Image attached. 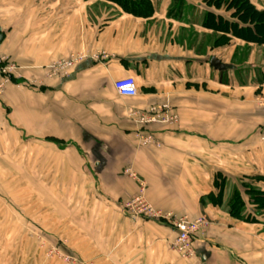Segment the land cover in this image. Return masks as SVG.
Here are the masks:
<instances>
[{"label":"crops","instance_id":"0c3cea01","mask_svg":"<svg viewBox=\"0 0 264 264\" xmlns=\"http://www.w3.org/2000/svg\"><path fill=\"white\" fill-rule=\"evenodd\" d=\"M151 1L153 15L137 17L107 0H0V56L19 66L0 97V264H264V208L248 194L264 192V69L260 82L221 80L226 67L210 61L225 49L201 53L180 37L213 34L192 17L204 0ZM82 50L108 57L46 76ZM128 76L135 97L115 88ZM166 102L178 124L148 125L161 145L141 146L131 112ZM127 167L155 207L209 218L195 258L172 247L171 224L123 213L139 189Z\"/></svg>","mask_w":264,"mask_h":264},{"label":"built area","instance_id":"2783aa9c","mask_svg":"<svg viewBox=\"0 0 264 264\" xmlns=\"http://www.w3.org/2000/svg\"><path fill=\"white\" fill-rule=\"evenodd\" d=\"M107 57L108 55L105 52L90 53L84 50L73 52L68 57L53 61L46 69V76L48 78L67 76L75 65L88 58L98 61ZM18 69L19 66L16 62L10 60L7 56H0V97L4 95L8 85L15 82ZM114 85L121 96L135 97L138 95L137 83L132 76L120 78L115 81ZM259 102L264 105V99H260ZM130 116L136 117L138 123L137 136L141 146L150 144L161 145L152 133L146 131L148 125L159 123L175 126L179 122V115L167 102L152 105L144 110H135L131 112ZM262 140L264 141V137ZM124 173L137 182L139 189L137 194L122 204L123 213L134 220L146 219L171 224L177 231L172 247L184 259L195 258L196 250L194 244L198 239V235L210 225L209 218L206 215H201L197 218H192L187 214L176 215L173 212H166L155 207L147 199L146 180L132 167L125 168ZM67 260L71 261V263L75 262V260H70V258H67Z\"/></svg>","mask_w":264,"mask_h":264},{"label":"trees","instance_id":"16d2710c","mask_svg":"<svg viewBox=\"0 0 264 264\" xmlns=\"http://www.w3.org/2000/svg\"><path fill=\"white\" fill-rule=\"evenodd\" d=\"M121 6L126 12L137 17H150L154 13L151 0H107ZM206 10L202 13V26L213 32V48L225 45L232 39L246 44L264 46V8L259 9L251 0H204ZM212 36H208L209 38ZM209 40V39H208ZM224 179L218 174L216 185L221 198ZM248 194L258 208H264V192L249 188ZM214 196V195H213ZM239 194L235 195L233 209L240 215L244 207Z\"/></svg>","mask_w":264,"mask_h":264},{"label":"rangeland","instance_id":"374dc122","mask_svg":"<svg viewBox=\"0 0 264 264\" xmlns=\"http://www.w3.org/2000/svg\"><path fill=\"white\" fill-rule=\"evenodd\" d=\"M192 17L193 20L196 21L201 19L200 15L195 16V14H193ZM216 36L217 35L214 34V36L209 38L207 35L199 33L193 28H185L183 31H180V37L184 43H186L187 46H196L201 53L213 54L218 50L225 49L222 52V62L226 64V71L222 76L220 75L221 80L228 79L229 81L232 80L237 82L244 80V83H246L250 78L251 80H256L257 78V81L260 82V73H262L264 69V46H251L246 43L245 45L234 46L230 41L225 45L213 48V37ZM257 99L259 102L260 99H264V96H260ZM259 104L261 103L259 102ZM31 237H34V235H31Z\"/></svg>","mask_w":264,"mask_h":264},{"label":"water","instance_id":"95a60500","mask_svg":"<svg viewBox=\"0 0 264 264\" xmlns=\"http://www.w3.org/2000/svg\"><path fill=\"white\" fill-rule=\"evenodd\" d=\"M211 66H213L215 69L218 70H222L224 69L226 66L224 63L221 62V60H219L217 57H212L211 61H210Z\"/></svg>","mask_w":264,"mask_h":264}]
</instances>
